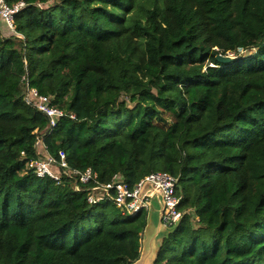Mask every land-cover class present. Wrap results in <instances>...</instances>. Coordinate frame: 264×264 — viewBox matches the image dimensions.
Here are the masks:
<instances>
[{
    "label": "trees",
    "instance_id": "1",
    "mask_svg": "<svg viewBox=\"0 0 264 264\" xmlns=\"http://www.w3.org/2000/svg\"><path fill=\"white\" fill-rule=\"evenodd\" d=\"M19 1L22 37L0 30V264H132L146 209L100 186L156 173L183 218L155 264H264V0ZM22 79L64 114L51 130ZM38 137L66 155L59 182L28 167Z\"/></svg>",
    "mask_w": 264,
    "mask_h": 264
},
{
    "label": "built area",
    "instance_id": "2",
    "mask_svg": "<svg viewBox=\"0 0 264 264\" xmlns=\"http://www.w3.org/2000/svg\"><path fill=\"white\" fill-rule=\"evenodd\" d=\"M53 0H46L45 3H50ZM40 9L46 5L44 3L37 5ZM27 5L23 1H19L13 5H8L6 0H0V30L7 36L22 37L16 30L15 19L16 16ZM25 87L24 100L26 104L36 108L43 113L49 120V128H54L58 121L64 117L62 111L56 109L50 104L48 96L40 95L35 88L29 85L28 80L22 79ZM70 119H74L73 114H69ZM36 153L39 155L37 160L28 163V167L33 169L38 178H48L50 180L59 182L61 175H69L70 167L66 161L64 152L59 151L57 156L51 155L43 140L38 137L35 143ZM77 178L76 181L81 184H87L91 181L97 184V175L90 169L84 171H74ZM145 182H150L155 191H161L164 199V212L162 217V224L165 227H173L177 222L181 221L183 214L178 210V198L176 197L177 180L167 173L151 174L142 181H140L135 189L131 191L124 181L118 175H112L110 182L105 186H100L101 189L114 191L113 204L116 209L125 214V207L128 210H133L136 206L138 193ZM101 200L100 196L90 195L88 202L90 204ZM146 201V200H145ZM145 201L142 202V209H146ZM141 209V210H142Z\"/></svg>",
    "mask_w": 264,
    "mask_h": 264
},
{
    "label": "water",
    "instance_id": "3",
    "mask_svg": "<svg viewBox=\"0 0 264 264\" xmlns=\"http://www.w3.org/2000/svg\"><path fill=\"white\" fill-rule=\"evenodd\" d=\"M233 60L228 56H216V61L221 64H227ZM144 201L146 204V222L141 239V249L138 259L132 264H155L164 240L177 231L181 222H177L170 228L162 224L165 208L163 194L161 191H155L150 182L143 183L137 196L135 208L128 210L125 207V214L132 217L140 212L141 204Z\"/></svg>",
    "mask_w": 264,
    "mask_h": 264
},
{
    "label": "rangeland",
    "instance_id": "4",
    "mask_svg": "<svg viewBox=\"0 0 264 264\" xmlns=\"http://www.w3.org/2000/svg\"><path fill=\"white\" fill-rule=\"evenodd\" d=\"M240 52H243V51H240ZM229 58H233L231 54L228 55Z\"/></svg>",
    "mask_w": 264,
    "mask_h": 264
}]
</instances>
